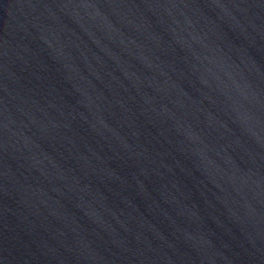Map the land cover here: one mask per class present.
Listing matches in <instances>:
<instances>
[{
  "label": "water",
  "instance_id": "obj_1",
  "mask_svg": "<svg viewBox=\"0 0 264 264\" xmlns=\"http://www.w3.org/2000/svg\"><path fill=\"white\" fill-rule=\"evenodd\" d=\"M0 264H264V0H0Z\"/></svg>",
  "mask_w": 264,
  "mask_h": 264
}]
</instances>
